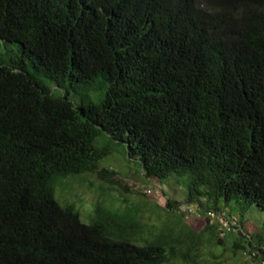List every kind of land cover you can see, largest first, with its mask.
I'll return each mask as SVG.
<instances>
[{"label": "trees", "instance_id": "obj_1", "mask_svg": "<svg viewBox=\"0 0 264 264\" xmlns=\"http://www.w3.org/2000/svg\"><path fill=\"white\" fill-rule=\"evenodd\" d=\"M113 153L183 186L204 229L168 198L175 227L140 247L141 209L84 224L54 198L72 177L112 182ZM231 204L232 252L264 260L244 220L264 213V0H0V264H197Z\"/></svg>", "mask_w": 264, "mask_h": 264}, {"label": "rangeland", "instance_id": "obj_2", "mask_svg": "<svg viewBox=\"0 0 264 264\" xmlns=\"http://www.w3.org/2000/svg\"><path fill=\"white\" fill-rule=\"evenodd\" d=\"M100 166L115 172L111 179L112 182L102 180L98 174L81 175L61 181L54 190V198L61 205L73 204L76 206L82 223L90 224L96 218L98 206L112 214L118 213L121 216L128 210L139 208L142 210L140 215H132L129 218L131 219L129 225L133 227L132 232H134L130 236V241L132 244L142 247L147 238L152 240V235H159L162 230L169 232L171 228L175 227L176 218L161 211L162 207H166L168 198H171V200L181 203L182 213L188 215L184 219L188 226L195 232L204 229L205 219L199 216L198 207L186 204V189L174 180L171 179L160 184L157 179L147 178L135 161L128 162L119 153H113L104 158ZM160 207L161 209H159ZM223 213L235 223L238 222L235 226L241 229L240 217L235 211L234 204L223 210ZM210 217L212 223L218 228L215 237L219 240H214L208 233H205L196 253L197 264H258L251 262L254 257L249 254L240 251L232 252V244L240 236L237 234L239 233L238 229L233 233L227 232L223 227V222L227 223L226 220H222L215 213ZM244 220L247 222L245 228L250 233H256L259 229L264 228V213L256 206L249 210ZM143 225L149 227L151 231L146 228L139 233ZM128 230L130 229L128 228ZM174 231L181 234L180 229H174ZM244 236L246 237V235ZM172 264L184 263L174 261Z\"/></svg>", "mask_w": 264, "mask_h": 264}, {"label": "built area", "instance_id": "obj_3", "mask_svg": "<svg viewBox=\"0 0 264 264\" xmlns=\"http://www.w3.org/2000/svg\"><path fill=\"white\" fill-rule=\"evenodd\" d=\"M191 210V209H190ZM192 211V210H191ZM222 220H226L227 223L223 222V227L227 232H232V231H237L236 229V223L230 220L225 219L224 217H220ZM233 229V230H232ZM251 257H255L256 253H254L253 255H250ZM255 262V261H254ZM259 264H264V260H260V262H258Z\"/></svg>", "mask_w": 264, "mask_h": 264}]
</instances>
